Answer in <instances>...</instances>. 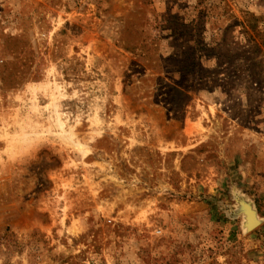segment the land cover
<instances>
[{
	"label": "rangeland",
	"instance_id": "1",
	"mask_svg": "<svg viewBox=\"0 0 264 264\" xmlns=\"http://www.w3.org/2000/svg\"><path fill=\"white\" fill-rule=\"evenodd\" d=\"M0 264H264V0H0Z\"/></svg>",
	"mask_w": 264,
	"mask_h": 264
},
{
	"label": "bare ground",
	"instance_id": "2",
	"mask_svg": "<svg viewBox=\"0 0 264 264\" xmlns=\"http://www.w3.org/2000/svg\"><path fill=\"white\" fill-rule=\"evenodd\" d=\"M245 209H246V215L248 216V222H251L252 220L255 219L254 214H252V211L250 210L247 204L245 205Z\"/></svg>",
	"mask_w": 264,
	"mask_h": 264
},
{
	"label": "trees",
	"instance_id": "3",
	"mask_svg": "<svg viewBox=\"0 0 264 264\" xmlns=\"http://www.w3.org/2000/svg\"><path fill=\"white\" fill-rule=\"evenodd\" d=\"M185 91H187V90L185 89ZM177 93H178V95H176L175 97L180 96V95H184L183 92H181V91H177ZM165 104L174 105L175 104L174 98H173V100L166 101Z\"/></svg>",
	"mask_w": 264,
	"mask_h": 264
}]
</instances>
